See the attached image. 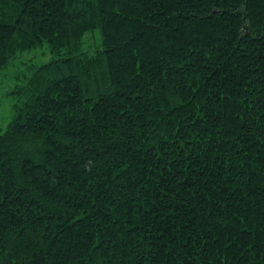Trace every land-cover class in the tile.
Returning a JSON list of instances; mask_svg holds the SVG:
<instances>
[{
	"label": "trees",
	"instance_id": "16d2710c",
	"mask_svg": "<svg viewBox=\"0 0 264 264\" xmlns=\"http://www.w3.org/2000/svg\"><path fill=\"white\" fill-rule=\"evenodd\" d=\"M44 45L0 134V264H264V0H0V69Z\"/></svg>",
	"mask_w": 264,
	"mask_h": 264
},
{
	"label": "rangeland",
	"instance_id": "374dc122",
	"mask_svg": "<svg viewBox=\"0 0 264 264\" xmlns=\"http://www.w3.org/2000/svg\"><path fill=\"white\" fill-rule=\"evenodd\" d=\"M83 48L92 53L100 43V34L97 30L87 32L83 38ZM51 57L46 45L24 50L16 54L7 66L0 69V134L4 131L13 114L14 87L19 80L17 77L28 71V66H36Z\"/></svg>",
	"mask_w": 264,
	"mask_h": 264
}]
</instances>
